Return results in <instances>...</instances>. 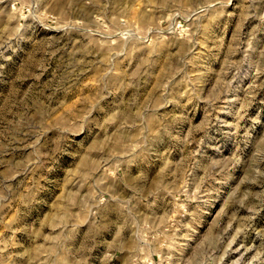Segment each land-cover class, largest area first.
<instances>
[{
	"label": "rangeland",
	"instance_id": "obj_1",
	"mask_svg": "<svg viewBox=\"0 0 264 264\" xmlns=\"http://www.w3.org/2000/svg\"><path fill=\"white\" fill-rule=\"evenodd\" d=\"M0 264H264V0H0Z\"/></svg>",
	"mask_w": 264,
	"mask_h": 264
}]
</instances>
